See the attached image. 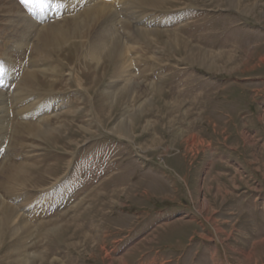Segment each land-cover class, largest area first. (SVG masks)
Listing matches in <instances>:
<instances>
[{"label": "rangeland", "instance_id": "374dc122", "mask_svg": "<svg viewBox=\"0 0 264 264\" xmlns=\"http://www.w3.org/2000/svg\"><path fill=\"white\" fill-rule=\"evenodd\" d=\"M65 2L0 0V201L18 215L0 264H264V0ZM91 4L125 72L91 57L101 24L53 50L13 41L19 14L55 30Z\"/></svg>", "mask_w": 264, "mask_h": 264}, {"label": "bare ground", "instance_id": "6f19581e", "mask_svg": "<svg viewBox=\"0 0 264 264\" xmlns=\"http://www.w3.org/2000/svg\"><path fill=\"white\" fill-rule=\"evenodd\" d=\"M41 1L42 0H28V11L29 12L34 11L36 13H38V11H40V12L42 11L41 12L42 14L45 13L48 15V14H51V12L55 10L54 9V6H55L54 3H52V5H51V2L53 0H49L50 3H48L47 6L43 7L44 9H41V7H40L43 2L38 7V3ZM65 1H66L65 5H67V7H68V6H70V3L73 0H65ZM153 1H155V0H131V3L134 5L135 4H141L142 6L143 5H145V6L151 5L152 3H157V2H153ZM112 4H113V1H112ZM55 7H57V6H55ZM60 7L61 6H59V9H60ZM110 12H111L110 9L108 8V6L106 7L105 4H103V5L102 4H91V5L87 6L78 15H76L74 17H70L69 19H67L63 23L61 22V24L58 25V27L56 26L57 29H55V30H53L52 25L47 26V27L45 26L46 28L43 27L44 29H42V28L39 29V28H37V25H36L37 22L35 21L34 18H30L27 15L19 14L16 16L17 21L21 22L22 24L20 27H17V33L14 35V37L12 36L13 41L15 43H17V42H19V43L23 42L24 43V41H25L24 36L29 35L31 33L33 35V33H35L37 35L36 38L38 37L37 41H39L41 43L40 45L42 46V48L44 50H46V49L47 50L48 49L53 50V49H56L57 47H59L60 45H63L64 43L71 41L74 38H80L81 39V38L89 37V35H92L91 34L92 29H95L96 27L100 26V25L97 26V24H101V28L104 26L103 30L102 29L99 30L100 28L98 27L97 31L95 33L96 35L93 37L94 39L87 40V41H89L87 46L90 47V51H91L90 55L93 59L98 60L99 58H101L103 56V54L106 51V54H109L111 57H113L114 63L116 66L115 67L116 70L119 67L120 68L122 67L124 69V72H125L126 68H129L131 66V64L128 63L129 48L126 47L125 46L126 44H124L122 41H119L120 39L115 38V34H114L115 31H113L114 30L112 28L113 26L110 24V21H112L113 19L107 20V16H109ZM171 19L174 20L177 18L174 17ZM107 21H108V23L106 24ZM102 22H103V24H102ZM104 22H105V24H104ZM149 34H152L151 30L142 29L136 35H139L141 37H145ZM169 38L170 39L167 40V43L173 44L175 42L177 43V42L181 41V39H179V35L177 33L175 35L171 34ZM83 42H84V40H83ZM19 43H17V44H19ZM206 56H207V53L204 52L203 57L205 58ZM46 57H48V56L46 55ZM190 57L192 60H196L195 56H193V53H190ZM201 59H203V58H201ZM2 65H3V62H0V68ZM32 72H33L32 69L31 70H30V68L28 70L26 69L24 74H27V77L21 81V84L23 86H25V85L27 86V84H31L30 79H31L32 74H33ZM124 76L125 75L123 74L122 78L124 81H126V83H125V85H126L127 81L129 83L131 78H129V77L125 78ZM26 96H28V95H26ZM0 99H2V101L5 100V98L2 97V95L0 96ZM2 123H3V121L1 120L0 121V127H3L4 124H2ZM125 127L127 128V120L122 118L118 123V128L124 129ZM39 131L42 132V131H46V130L41 128L38 130V132ZM1 136L2 135H0V137ZM4 141H5V139H4ZM22 171L23 170L17 171V173L19 172V174H23ZM17 177H18V174H16V178ZM39 203L40 202H37V204H39ZM39 205L41 206L42 203H40ZM16 211H17V208L15 206L10 205L6 202L0 201V227H3V228L9 227L10 228L11 226H13V223H16L17 218H18ZM18 225L20 227L18 228L17 231L15 230L17 233H19L20 232L19 230H21L20 233L23 236H28L30 234V232H31L30 226H32V225L25 222L23 218H22V221L18 223ZM52 228H50V229H52Z\"/></svg>", "mask_w": 264, "mask_h": 264}, {"label": "crops", "instance_id": "0c3cea01", "mask_svg": "<svg viewBox=\"0 0 264 264\" xmlns=\"http://www.w3.org/2000/svg\"><path fill=\"white\" fill-rule=\"evenodd\" d=\"M167 261L168 259H160L158 256H154L147 263H144V264H165ZM129 263L126 260H124L122 264H129Z\"/></svg>", "mask_w": 264, "mask_h": 264}, {"label": "snow or ice", "instance_id": "6c2138e0", "mask_svg": "<svg viewBox=\"0 0 264 264\" xmlns=\"http://www.w3.org/2000/svg\"><path fill=\"white\" fill-rule=\"evenodd\" d=\"M25 3H27V0H25Z\"/></svg>", "mask_w": 264, "mask_h": 264}]
</instances>
